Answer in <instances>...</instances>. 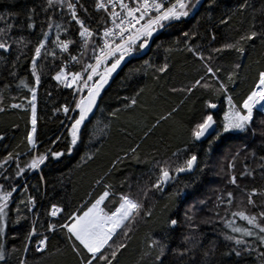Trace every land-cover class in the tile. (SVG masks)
<instances>
[{
	"label": "trees",
	"instance_id": "trees-1",
	"mask_svg": "<svg viewBox=\"0 0 264 264\" xmlns=\"http://www.w3.org/2000/svg\"><path fill=\"white\" fill-rule=\"evenodd\" d=\"M94 2L95 0H80L89 12L86 16L81 10L79 15L86 23L96 28L104 14L96 12ZM242 2L243 0H216L215 6L210 8L208 7L210 0H201V6L193 16L175 24L172 29L156 34L151 46L141 50L139 55L138 52L133 57H126L101 91V95L97 98V106L81 126V139L69 153L67 147L70 137L64 124L69 122L67 116L70 113L71 116H76L78 112H70L66 116L62 110L56 112L55 109L69 102L72 106L73 90L63 89L52 79L66 59V55L57 50L55 60L43 54L38 58L41 75V83L38 86L35 85L31 75V57L36 44L42 38V31L48 30L46 22L48 16H52L56 22L69 28L67 35L61 34V39L75 41L74 45H70L71 54L81 49L78 27L70 23L69 18L62 15L59 10L50 9L45 13L41 6L46 0H0V13L18 14L7 20V23L17 25L10 32V39L4 37L12 45L11 51L5 52L0 49V57H3L0 59V109H3L0 111V136L3 137L0 139V160L9 152L24 151L21 142L30 129L31 119L32 94L29 87H36L39 149L43 151L50 146L51 140L61 136V141L53 147L56 151L62 150L65 153L59 162H46V165L42 166V172L34 170L15 178L18 189L22 190L28 185V191L34 194V186H39L42 192L46 191L54 198L52 202L67 205L68 210L71 211L94 200L104 190L103 184H112L115 190L120 191V183L126 177L128 183L124 185L123 190L127 191L128 184H131V190L135 195L138 182L140 187L146 185L149 170L147 164H137L134 155H139L141 160L153 157L159 160H175L172 156L174 152L183 151L184 158L196 153L199 166L194 173L179 175L163 193L149 192L145 207H151L153 215L151 219L141 218L133 223L126 248L118 253L115 264H151V258L144 256L148 251V240L149 237L159 239L163 236L166 217L178 218L181 221L173 232L175 239L170 242L171 247H176L181 234L185 233L187 228L184 223L185 210L193 204L197 205L195 219L199 226L198 235L202 234L204 247H209L210 242H215L217 245L215 255L210 257L211 264H233L237 259L239 264H260L256 253L242 258L221 255L232 245L223 239L222 231L228 230L224 228L219 218L214 216L216 210L214 206L217 204L216 197L227 192H232L235 198L233 210L239 207L248 208L250 212H258L260 206L264 205V168H261L264 164V160L261 159L264 157V150L261 148L260 136L264 129L259 123L264 119V114L257 111L255 121L247 131L227 133L209 146V141L215 136V132L205 141L196 142L191 137V128L203 114L210 111L205 107V100L218 105L217 110L212 114L219 125L227 105L224 94L214 95L203 88H196L191 93L181 91L199 76L204 75L201 62L184 50L182 33L193 28L199 21L201 36L195 43L203 45L204 55L207 56L212 48H218L226 42L235 40L243 32L251 30L253 15L256 17L255 30L259 31V21L264 19V0H249L251 6L241 15L234 12V9ZM33 7L37 11L35 26L29 30L27 10ZM64 11L66 13V9ZM225 17L231 19L228 24L221 25L220 20ZM21 24L23 29L19 27ZM4 26L5 22L0 21V27ZM208 29L215 30L217 40L213 43H209L212 33L208 32ZM48 31L50 40H54L55 29ZM19 37L24 38L25 46L21 47L15 43ZM245 47L246 54L243 56H239L235 51L225 50L219 55L214 54L215 59L212 61L214 67L222 68L219 74L221 79H226L227 74L233 71V65L241 63L235 83L229 85V95L237 104L255 85L258 72L264 70V43L256 40L254 44ZM48 48L49 50L52 48L50 41ZM91 55L90 47L82 58V63H91L93 60L88 59ZM14 61L15 67H13ZM145 61L149 64L145 65ZM82 63L74 64L73 71H79ZM165 63L169 66L165 72H157L156 68ZM12 72H15L14 76L10 74ZM22 79L28 87L21 84ZM133 96L136 98L135 105L131 104L130 99H124ZM13 104L22 107L13 108L11 107ZM114 110H118L116 115L110 116L109 113ZM169 113L170 116L167 115ZM161 117L167 118L161 119ZM132 148L137 149L136 154L130 153ZM253 151L255 156L250 154ZM126 152L130 155L123 158ZM86 154L93 155V158L82 160L81 157ZM234 154H237L235 159H233ZM118 157L123 159L117 160ZM113 161L117 163L113 165ZM230 162L234 164L231 170L228 169ZM7 167L15 169V163L12 162ZM245 167L252 173L251 176L247 175ZM201 168L204 170L201 171ZM242 172H245L243 176H241ZM8 174V171H0V175ZM41 175L47 180V185L41 183ZM230 175L236 176L235 185L229 183ZM101 178H103L102 183L98 185L96 181ZM4 183L5 181L0 179V184ZM185 184L190 186L185 187ZM253 188L257 190L253 196L256 208L247 205L248 194ZM177 189L183 191L175 199H170V194ZM140 196H143L142 192ZM13 197L14 202L10 205L13 210L20 200L26 199L22 191L13 193ZM199 201L205 202L203 207L199 206ZM48 208H50L49 200L38 197L36 212L29 216L28 222L21 221L19 225L9 224L6 246L9 249L13 247L21 249L20 253L11 257L9 264H17V259L23 251L22 244L31 218L39 213L41 221H44L46 219L44 213ZM21 214L29 215L27 212ZM219 214L221 217L226 216L224 206L219 208ZM15 218L16 214L13 211L11 219L15 220ZM204 219H211L213 223H199ZM236 220L237 224L246 226V222L240 221L239 218ZM56 221L63 223L64 219L58 216L57 219L52 220V222ZM38 230L42 231V229ZM245 239L253 238L245 237ZM123 241L124 234L121 232L115 237L113 246ZM28 258L35 264H77V258L59 234L51 238L49 250L44 256Z\"/></svg>",
	"mask_w": 264,
	"mask_h": 264
},
{
	"label": "snow or ice",
	"instance_id": "snow-or-ice-1",
	"mask_svg": "<svg viewBox=\"0 0 264 264\" xmlns=\"http://www.w3.org/2000/svg\"><path fill=\"white\" fill-rule=\"evenodd\" d=\"M215 3L216 0H210L208 7H214ZM200 6L201 0H95L94 8L96 12H102L104 15L97 27L93 28L79 15L81 10L86 16L89 12L88 8L80 3V0H46V3L41 6L45 13L50 9L59 10L62 15L69 18L70 23H74L79 27L78 36L81 55L70 56V61L74 64L82 63V58L90 47L92 55L88 59L94 61L82 63L79 71H68V62L65 61L52 77L53 80L62 84L65 88L74 89L75 107L73 108L71 102H69L62 105L61 108L55 109L56 112L62 110L66 116L70 112H78L76 116H67L70 127L65 126V129L70 137V143L67 147L69 153L73 151V146L81 139V126L89 118V114L93 112L94 107L97 106V98L101 95V90L109 83L110 77L117 71L122 61L126 57H133L141 50L150 47L156 34L172 29L175 24L193 16ZM250 6L249 0H243L234 9V12L242 15ZM27 11V29L31 30L35 26L37 11L35 7ZM15 15L18 14L0 13V21L5 22V26L0 27V49L5 52H10L12 45L4 37L10 39V32L14 27H17V25L7 23V20ZM230 19L231 17H225L220 20V24H228ZM46 22L48 30L55 29L56 38L50 40L49 31L43 30L42 38L39 39L34 48V54L31 57V75L37 86L41 83L38 58L43 54L55 60L57 59V50L60 53L69 52L70 45L75 44L73 40L61 39V34L67 35L69 31V28L65 27L64 24L56 22L52 16H48ZM19 27L23 29V24ZM255 28L256 17L253 15L252 24L250 25L251 30L243 32L235 40L226 42L218 48H212L207 56L204 55L203 45L195 43L201 36L199 21L193 28L182 33L184 50L201 62L204 75L199 76L190 86L181 89V91L191 93L196 88H203L214 95L223 93L228 106L219 125L212 112L208 111L203 114L200 120L191 128V137L194 140L199 141L206 134L210 135L215 132V136L209 141V146H211L214 141L227 133L247 131L255 121L257 111L264 114V70L258 72L255 85L237 104L233 102V97L229 95V85L235 83L238 77V69L242 66L241 63L233 65V71L227 74L226 79L220 78L219 74L222 72V68L214 67L212 63L215 55H219L225 50H232L239 56H243L246 54V45L254 44L256 40L264 43V19L259 21V31ZM207 31L212 33L209 43L215 42L217 40L215 30L208 29ZM49 41L52 44L51 50L48 48ZM15 43L21 47L25 46L23 37L17 38ZM0 59H3V57H0ZM17 60H19V56H17ZM15 63L14 61L13 67H15ZM144 63L145 65L149 64L148 61ZM168 67V64L165 63L156 68V71L163 73ZM10 74L14 76L15 72ZM21 84H24L23 79ZM24 86L28 87L27 84H24ZM29 91L32 94L30 100L31 128L21 142L24 145V151L9 152L0 160V171L9 172L8 175H0V179L5 181L4 184H0V262L9 264L11 257L21 252V249L17 247L7 248V228L9 224L19 225L21 221L28 222L29 216L36 212L37 198L39 197L42 200L47 198L50 202V208L44 213L46 217L44 221H41L39 213L31 218L29 229L22 244L23 251L17 259V264H35L28 257L44 256L49 250L51 238L57 234L63 238L66 246L77 258V264H115L118 253L126 248V241L129 238V231L133 223L141 218L151 219L153 215L152 208L145 207L149 192L163 193L166 191L167 185L178 179V174L194 173L199 166L198 155L192 153L184 158L185 153L178 151L172 153L175 160H159L154 157L141 160L139 155H134L135 162L137 164H147L149 170L146 185L140 187L138 182L135 195L131 190V184H128L127 191L123 190L124 185L128 183L126 177L120 183V191L115 190V186L112 184H103L104 190L94 200L69 211L67 205L52 202L54 198L50 197L46 191L42 192L39 186H34L35 193L33 194L28 191V185H25L21 190L15 184V178L34 170L42 172V166L46 165V162H59L65 154L64 151H56L53 147L61 141V136H56L55 139L51 140L50 146L44 148L43 151L39 149L36 87H29ZM173 91H176V89H173ZM76 94H78V98ZM124 99H130L132 105L136 104L135 96L125 97ZM11 107L20 108L22 105L13 104ZM125 107H128V105H125ZM205 107L206 109H214L217 105L211 103L210 100H205ZM2 110L0 109V111ZM117 111L114 110L109 115L115 116ZM167 115L170 116L171 113ZM165 118L167 117H161V119ZM61 123L63 124V121ZM259 123L260 127L264 129V119L260 120ZM255 134V130H253V136ZM260 136L261 148L264 150V131H261ZM0 139H3V137L0 136ZM136 152V148L130 150L131 154H136ZM130 153L126 152L123 158H127ZM237 154L233 155V159ZM250 154L255 156L254 151ZM92 158L93 155L91 154L81 157L82 160ZM123 158L118 157L117 160ZM261 159L264 160V157H261ZM12 162L15 163V169L7 167ZM116 163L117 161H113V165ZM233 168L234 164L230 162L228 169ZM261 168H264V164L261 165ZM200 170L203 171L204 169L201 168ZM245 172L249 176L252 175L247 167H245ZM245 172H242L241 176ZM228 179L229 183L233 185L237 182L235 175H230ZM102 180L103 178L96 181V183L99 185ZM40 181L47 185V180L43 175L40 176ZM189 186L185 184V187ZM17 191H22V194L26 195V199L20 200L13 210L10 205L14 202L13 193ZM182 191L183 189L175 190L170 194V199H175ZM141 192L143 193L142 197L140 196ZM256 193L257 190L253 188L251 193L248 194L247 205L252 208L257 207L253 199ZM234 199L232 192L216 197L217 204L214 206L216 209L214 216L219 218L224 228L228 230L222 231L221 234L223 239L232 245L221 255L242 258L245 255L256 253V258L260 261V264H264V205L260 206L258 212H250L248 208L239 207L233 210ZM204 203V201H199V206L203 207ZM221 206H224V212L226 213L224 217L219 214ZM196 208L197 205L193 204L185 210L184 223L187 228L186 232L181 234L176 247H171L170 242L175 239L173 232L181 223L178 218L166 217L163 236L159 239L149 237L148 251L144 253V256L151 258V264H211L210 257L215 255L217 245L215 242H210L209 247H204L201 240L202 234L198 235L199 226L195 219ZM13 211L16 214L15 220L11 219ZM23 212H27L29 215H22ZM57 216H61L64 222H52L51 218ZM236 218L246 222V226L237 224ZM199 223H213V220L204 219ZM38 229H42V231ZM121 232L124 234V241L113 246L115 237ZM245 237L253 239H245ZM15 238L13 237V239ZM33 241H35L34 245ZM201 249L203 250L201 251ZM233 264H239V259L235 260Z\"/></svg>",
	"mask_w": 264,
	"mask_h": 264
},
{
	"label": "rangeland",
	"instance_id": "rangeland-1",
	"mask_svg": "<svg viewBox=\"0 0 264 264\" xmlns=\"http://www.w3.org/2000/svg\"><path fill=\"white\" fill-rule=\"evenodd\" d=\"M77 27H78V26H77ZM78 31H79V27H78ZM78 37H79V36H78ZM78 52H79V54H78L77 56H80V55H81V49H80ZM78 52H77V53H78ZM77 53H76V54H77ZM73 66H74V63H71L70 66H68L69 70H72V71H73ZM57 83H58V82H57ZM58 84H59V83H58ZM106 85H107V84H106ZM106 85H105V86H106ZM104 88H105V87H104ZM102 90H103V89H102ZM102 90H101V91H102ZM72 92H73V91H72ZM84 94L86 95L87 93L85 92ZM77 98H78V96H77ZM72 107H73V108L75 107V103L72 104ZM227 107H228V106L226 105V108H225L224 112L227 111ZM223 114H224V113H223ZM223 114H222V117H221L222 119H223ZM71 115H72V114L70 113L69 116H71ZM222 119H221V121H222ZM65 126L70 127V123H69V122H68V123L66 122V123L64 124V127H65ZM30 128H31V119H30ZM51 220H53V219H51Z\"/></svg>",
	"mask_w": 264,
	"mask_h": 264
},
{
	"label": "built area",
	"instance_id": "built-area-1",
	"mask_svg": "<svg viewBox=\"0 0 264 264\" xmlns=\"http://www.w3.org/2000/svg\"><path fill=\"white\" fill-rule=\"evenodd\" d=\"M80 17H81V16H80ZM62 54L66 55V59L64 60V62L67 61V62H68V66H70V64H71L72 62L70 61L69 57L72 56V54L70 53V51H69V52L62 53ZM78 54H79V52H78ZM78 54H75V55L77 56ZM92 62H94V61H92ZM67 70H68V71H72V70H69V68H68ZM61 87H62L63 89H65V90H73V91H74V89L65 88L62 84H61ZM57 218H58V216L55 217V218H51V219H57Z\"/></svg>",
	"mask_w": 264,
	"mask_h": 264
},
{
	"label": "water",
	"instance_id": "water-1",
	"mask_svg": "<svg viewBox=\"0 0 264 264\" xmlns=\"http://www.w3.org/2000/svg\"><path fill=\"white\" fill-rule=\"evenodd\" d=\"M217 105V104H216ZM217 108H218V105H217V107L216 108H214V109H210V111L212 112V113H214L216 110H217ZM215 119V118H214ZM214 132H212L210 135H207L206 134V136L205 137H202L201 138V140H199V141H205L207 138H209L212 134H213Z\"/></svg>",
	"mask_w": 264,
	"mask_h": 264
},
{
	"label": "bare ground",
	"instance_id": "bare-ground-1",
	"mask_svg": "<svg viewBox=\"0 0 264 264\" xmlns=\"http://www.w3.org/2000/svg\"><path fill=\"white\" fill-rule=\"evenodd\" d=\"M140 53H141V51L138 53V55H139ZM75 54H76V53H75ZM75 54L73 53L72 55H75ZM77 54H78V53H77ZM76 95L78 96V94H76ZM73 96H74V91H73ZM73 100H74V99H72V102H73ZM214 118H215V116H214ZM195 141H196V140H195ZM196 142H202V141H196ZM184 174H188V173H180V174H178V176H179V175H184ZM167 186H168V185H167ZM167 186H166V188H167ZM34 244H35V242H34ZM34 244H33V245H34Z\"/></svg>",
	"mask_w": 264,
	"mask_h": 264
}]
</instances>
